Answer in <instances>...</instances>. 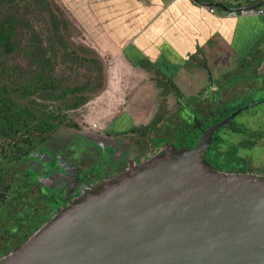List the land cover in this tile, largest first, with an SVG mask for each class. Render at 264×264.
Here are the masks:
<instances>
[{"label": "water", "instance_id": "water-1", "mask_svg": "<svg viewBox=\"0 0 264 264\" xmlns=\"http://www.w3.org/2000/svg\"><path fill=\"white\" fill-rule=\"evenodd\" d=\"M253 105L68 205L0 264H264V178L204 161L213 133Z\"/></svg>", "mask_w": 264, "mask_h": 264}, {"label": "trees", "instance_id": "trees-1", "mask_svg": "<svg viewBox=\"0 0 264 264\" xmlns=\"http://www.w3.org/2000/svg\"><path fill=\"white\" fill-rule=\"evenodd\" d=\"M260 3L261 0H226L219 4L229 9ZM51 5L46 0H0V260L17 250L54 218L53 208L47 206L45 211H49L42 214L38 210L43 205L31 203L41 197L40 186L26 181L27 176L16 165L30 157L59 128L78 129L80 125L69 114L104 88L100 63L93 58L77 56L73 50L68 51L70 48L62 35L66 22L57 18ZM43 18H48L50 24L46 32L32 27V20L36 23ZM49 34L54 36L49 38ZM68 53L70 60L89 72L84 81L72 79L67 83L56 73V68L62 63L61 56ZM251 61L250 57L242 60L239 69ZM198 66L204 67V64L199 63ZM229 74L233 73L227 76ZM152 80L161 96L152 120L117 133L137 148L141 158L156 146L153 145V135L159 133L157 125L164 121L165 96L171 95L178 105L182 103V95L170 78L155 70ZM217 104L198 103L191 107L192 110L187 107L188 119L175 114L170 122L163 123L171 132L176 148L189 149L203 130L231 112L222 114ZM218 115L221 116L217 119ZM231 125L229 122L223 128L238 133ZM248 137L243 143L236 141L223 149L224 146L220 145L222 140L213 133L204 161L213 171L224 174L250 172L241 166L245 158L237 154V148L250 149L255 141H260L257 134ZM45 203L52 207L55 205V210L59 208L58 203Z\"/></svg>", "mask_w": 264, "mask_h": 264}, {"label": "rangeland", "instance_id": "rangeland-1", "mask_svg": "<svg viewBox=\"0 0 264 264\" xmlns=\"http://www.w3.org/2000/svg\"><path fill=\"white\" fill-rule=\"evenodd\" d=\"M46 1L50 5L52 4L51 6L57 18H62L66 22L62 35L70 48L68 51L73 50L77 56L96 59L103 69L104 88L85 104L90 103L103 93L107 80L113 78L110 73L112 68L124 67L122 65L118 66L115 58L103 55V53L101 55L96 46L83 34V31L71 21L68 13L59 6L57 0ZM32 27L46 32L50 28L48 18L39 19L36 23L32 20ZM53 36V34L48 35L49 38ZM234 52L227 51L225 55L226 64L215 58L217 64L221 67L208 68V74L200 75L199 80L196 78L195 82L180 84L175 76L171 77L179 83L175 82V85L182 95V103L178 105L171 95L165 96L164 121L157 125L160 131L157 135H153V145H165L166 152H175L176 142L172 138L168 127H164L165 124L163 123L170 122L175 114L183 119H188L189 110H192L191 107L194 108L198 103L217 102L218 109L222 114L230 110L233 112L237 108L254 103L253 106L241 111L230 121L232 122L231 127L236 128L239 131L238 133L223 127L215 133L222 140L220 145L224 146L223 149L236 141L243 143V140L249 138L248 135H259L260 141H255L253 145L249 146L250 149L237 148V154L246 160L241 166L264 178V72H259L258 67L253 63L246 64L242 69L236 68V63L242 61V56H238L236 59ZM69 58L70 53L61 56L60 62L62 63L56 68V73L67 83L72 79L84 81L89 72L83 69L84 66L76 65ZM68 68H73V70L69 71ZM201 72L204 73V71ZM228 73L233 74H229L228 77ZM208 79H211L210 81L213 83L210 89ZM123 88L121 81L118 82V86L112 87L113 92L118 94V100L111 104L103 98V94L100 97L102 103H96L95 114L89 115L85 104L69 114L70 118L78 126L80 125L78 129L59 128L51 137L39 145L30 157L16 165L19 171L27 176L26 181L39 184L41 197L35 201L32 200L31 203L33 205L36 203L43 205L42 209L38 210L40 213H47L49 209L46 211L45 209L48 206L53 208V216L55 217L61 210L56 211L55 205L52 207L50 204L45 203L46 201L53 202V204L58 203L61 209H65L73 199L84 195L87 192L86 190L91 189L92 192L94 185L102 188L106 183L116 181L120 175L128 174L133 166L143 167L147 163L144 160V163L138 164L140 155L137 148L129 143L123 135L119 136L117 133L128 131L138 125L148 124L152 120L161 100L160 90L157 87L155 90L143 88L140 90V95L135 96L139 100V104H136L134 108H138L142 101L141 106H144V110H148V112L146 115H142L143 118L139 122L134 123L129 116L125 117L129 107H133L128 105V108H125V98L128 97V100H130L129 97L133 93L136 94L138 88L128 87L124 93ZM122 100L123 104H121ZM91 106H95V102L88 104L87 107ZM123 108L126 111L124 112L125 115L121 114L123 117L117 122V116L120 115ZM220 116L218 115L216 118L218 119ZM85 120H95L98 123V128L86 129ZM162 148L163 146L160 147V149ZM151 151L146 152L147 156L151 155ZM162 154L160 153L157 158L161 157Z\"/></svg>", "mask_w": 264, "mask_h": 264}, {"label": "crops", "instance_id": "crops-1", "mask_svg": "<svg viewBox=\"0 0 264 264\" xmlns=\"http://www.w3.org/2000/svg\"><path fill=\"white\" fill-rule=\"evenodd\" d=\"M198 1L219 4L226 0ZM57 2L101 55L115 58L118 66L124 67L112 68L113 78L107 80L103 92L113 91L112 87L118 86L119 81L123 83V93L128 87L138 88L130 100L125 98V108L133 106L129 107L125 117L129 116L134 123L148 112L141 106L142 101L138 108H134L139 104L135 96L140 95L143 88L155 90L152 80L155 70L174 84L177 81L180 84L195 82L200 75L208 74V68L221 67L215 58L226 64L227 51H235L236 59L238 56H242V60L250 57L251 64L257 66L259 72H264V17L226 18L209 14L208 8L212 7H201L192 0ZM258 5H264V0L257 5L239 7ZM258 58L261 59L256 62ZM240 62L236 63V68ZM199 63L204 67H199ZM210 80L207 81L210 82L209 89L213 84ZM125 108L117 116V122L125 115Z\"/></svg>", "mask_w": 264, "mask_h": 264}, {"label": "built area", "instance_id": "built-area-1", "mask_svg": "<svg viewBox=\"0 0 264 264\" xmlns=\"http://www.w3.org/2000/svg\"><path fill=\"white\" fill-rule=\"evenodd\" d=\"M208 12L209 14H217V15L224 16L226 18L264 17V5H258L256 7H251V8H241V7L236 6L233 8H229L227 10L212 7V8H208ZM103 93H104L103 98L109 101L110 104L118 100V96L116 92H113V91L106 92L105 91ZM101 96L102 95H100L98 98H95L90 103L85 104L86 111L89 115L95 114L94 109L96 108V103L97 104L102 103L101 102L102 100L100 98ZM94 102H95V106L87 107L88 104H92ZM121 104H123V100L121 101ZM84 122L87 124L86 129H97L98 128V123L95 120H85Z\"/></svg>", "mask_w": 264, "mask_h": 264}, {"label": "flooded vegetation", "instance_id": "flooded-vegetation-1", "mask_svg": "<svg viewBox=\"0 0 264 264\" xmlns=\"http://www.w3.org/2000/svg\"><path fill=\"white\" fill-rule=\"evenodd\" d=\"M157 138V137H156ZM161 146H163V148L162 149H160V147ZM154 148H156V149H154ZM177 149V148H176ZM166 148H165V145H157V146H155V147H153V149H152V151H151V155L150 156H147V155H145L146 156V158H145V156L143 157V158H141L140 157V162L138 163V164H140V163H144V160H146L147 162H150V161H152V160H154V159H156L157 158V156H159V154L160 153H163L162 154V156L163 155H165V154H167V153H170V152H166ZM176 152V151H175ZM175 152H173L172 154H175ZM104 166V165H103ZM136 167H132V169H135ZM131 169V170H132ZM248 173H250V174H253V175H256V176H259V175H257V174H254L253 172H248ZM127 174V173H126ZM125 174H123V175H120L118 178H117V180L119 179V178H122L123 176H124ZM116 180V181H117ZM115 182V181H114ZM113 183V182H112ZM109 184H111L110 182L109 183H106V185H104L103 187H105V186H107V185H109ZM95 187L92 189V192L90 191V190H86L87 192L84 194V195H80V197L78 198H76V199H73L72 201H71V203H69L68 205H71V204H74V203H76L77 201H79L81 198H83L84 196H86V195H88V194H95V193H97V192H99L100 190H102L103 189V187L102 188H100L99 186H97V185H94ZM100 186H102V185H100ZM96 188V189H95ZM95 189V190H94ZM94 190V191H93ZM89 191H90V193H89ZM60 210H63V209H61L60 208V206H59V208H57L56 209V211H60ZM54 217V216H53Z\"/></svg>", "mask_w": 264, "mask_h": 264}]
</instances>
